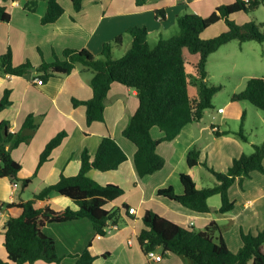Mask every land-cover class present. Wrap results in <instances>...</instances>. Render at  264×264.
Masks as SVG:
<instances>
[{"label":"crops","instance_id":"1","mask_svg":"<svg viewBox=\"0 0 264 264\" xmlns=\"http://www.w3.org/2000/svg\"><path fill=\"white\" fill-rule=\"evenodd\" d=\"M235 1L190 0L184 3L146 0L139 5L137 0H82L81 10L76 11L72 0H59L65 10L64 15L56 23L44 26L41 19L47 9L46 1L39 0L36 11L30 12L25 8L26 0H0V6L10 14L9 22H0V57L10 51L14 66L30 63L38 67L43 62H53L55 55L61 56L65 49H87L94 56H99L104 43L120 36H124L121 47L126 50L131 46L127 33L134 27H145L149 41L157 43L160 38H167L173 33L178 16L193 13L208 17L219 5ZM234 17L239 23L252 20L243 13ZM220 24L224 25L219 22L210 27L202 38L209 39L222 32L221 29L213 31ZM218 51L208 58V84L210 58ZM196 63L190 62L192 74ZM92 78V71L81 67L68 75L54 76L42 85L36 82L40 77L35 70L22 76L0 74V100L8 91L11 101L0 111V124L7 123L12 133L21 131L29 116H33L37 124L31 140L12 149V157L22 167L19 178H33L32 182L23 188L21 180L14 182L0 177V260H8L4 244L6 222L10 217L21 215L22 210L17 205L31 200L34 193L44 187L58 183L61 176L77 175L82 152L88 150L90 154H95L107 136L124 150L127 159L117 170L101 172L93 169L88 176L103 186L116 185L124 191L121 197L105 206L109 211L118 210L119 222L115 224L118 228L108 229L106 236L100 237L89 219L47 224L43 232L54 239L62 264H77L88 246L90 253L97 257L94 264H186L179 255L163 253L161 249L155 251L162 257L161 261L148 259L139 242V236L145 229L143 216L147 210L187 229L204 230L216 221L227 246L234 253L242 245L241 231L256 234L264 230V173L253 172L242 184L238 179L234 182L229 195L235 206L226 214L195 212L177 201L158 195V191L165 188H173L176 194L182 195L181 174L191 175L199 189L213 186L216 178L209 169L225 173L234 159L250 154L254 145L252 142L243 141L234 135L235 131L218 136L216 133L228 130H222L221 124L214 122L217 119L215 116L208 125L205 124L204 115L200 121L184 126L174 140L161 142L157 153L165 159L164 167L140 178L134 164L136 146L123 135L138 108L137 91L113 83L106 99L104 121L88 125L86 107L74 106L73 100L88 101L93 97ZM219 110L224 114L222 108ZM222 119L224 121L225 117L222 116ZM59 133H65L66 137L38 168L46 145ZM151 133L156 140L164 136L157 127L152 128ZM194 146L200 151V164L190 167L187 155ZM7 204L16 206L7 209ZM50 204L55 210H77L70 198L57 192L50 194ZM208 204L213 210H218L221 197L209 198ZM130 208L135 209L134 214L128 212ZM34 264L49 263L37 261ZM248 264L253 263L250 261Z\"/></svg>","mask_w":264,"mask_h":264},{"label":"trees","instance_id":"2","mask_svg":"<svg viewBox=\"0 0 264 264\" xmlns=\"http://www.w3.org/2000/svg\"><path fill=\"white\" fill-rule=\"evenodd\" d=\"M39 0H28L25 8L36 11ZM47 9L41 19L44 26L56 23L63 15L64 8L59 0H43ZM146 0H137L143 4ZM76 11H80L82 0H72ZM261 6L264 0H236L232 4L216 7L208 17L193 13H184L177 17L178 33L170 38H160L153 46L149 43L145 27H134L128 31L131 46L120 58L114 57V50L122 45L124 36L117 37L103 45L99 56L89 50L65 49L61 56L55 55L54 61L43 62L34 67L30 63L14 66L12 54L8 51L0 57V74L22 76L35 70L42 84L54 76L72 73L78 67L92 71L91 87L93 97L88 101L73 100L74 106L86 107L87 124L104 121L106 99L113 83L117 82L135 89L138 108L123 131L124 137L136 146L134 164L140 178L161 170L165 159L157 153L161 142L174 140L187 124L200 121L206 110L213 108L214 96L221 86L209 85L207 82V62L210 55L223 45L238 41L246 43L256 41L264 43V23L250 20L239 23L234 17L244 13L250 15ZM158 14H161L159 12ZM164 18V17H162ZM10 14L0 6V22H9ZM223 22L226 29L209 39L202 34L210 27ZM197 56L193 65L194 74H189L187 66L190 57ZM198 88L196 96L190 95V87ZM10 93L5 92L0 100V111L11 104ZM232 102H249L264 110V79L252 78L241 92L233 94ZM157 127L164 136L156 140L151 130ZM37 124L33 116L27 117L22 130L17 133L9 131L7 123L0 124V177L19 182L21 165L12 157V149L22 143H28L33 137ZM218 136L231 134L216 133ZM233 134V133H232ZM234 135L247 142L242 131ZM65 133H59L46 145L40 156L38 168L46 162L52 151L58 147ZM127 156L117 142L107 136L101 141L95 154L84 150L81 155L80 172L72 177L61 176L58 183L46 186L34 193L31 200L17 205L22 213L10 217L6 222L5 248L8 260L0 264H34L43 261L49 264H62L53 238L43 232L50 223H63L79 219H89L100 237L106 236L110 223L119 222L118 210L105 208L108 202L118 199L124 191L116 185H101L88 176L90 170L101 172L117 170L126 161ZM190 167L200 164V151L194 146L187 155ZM207 167V165H204ZM208 168V167H207ZM216 178L211 187L197 188L191 175L181 174L184 193L178 195L173 188L160 189L158 195L174 200L186 208L199 213L214 212L226 214L234 209V201L229 190L238 179L240 184L250 178L253 172L264 173V141L253 145V152L243 154L233 160L225 173L209 169ZM33 178L22 181L27 187ZM70 198L77 210L70 208L55 210L50 204V194ZM219 195L221 207L213 210L208 204L209 198ZM7 209L16 205L7 204ZM145 229L139 236V242L145 253L161 249L163 253H172L182 257L186 264H264V230L256 234L241 231V248L232 252L221 235V228L212 221L204 230L184 228L151 210L143 216ZM97 257L90 253L89 246L79 257L77 264H94Z\"/></svg>","mask_w":264,"mask_h":264},{"label":"rangeland","instance_id":"3","mask_svg":"<svg viewBox=\"0 0 264 264\" xmlns=\"http://www.w3.org/2000/svg\"><path fill=\"white\" fill-rule=\"evenodd\" d=\"M243 15L247 16L244 13ZM248 16L258 24L264 23V7L261 6L256 12ZM220 25L213 28V31L225 30V26ZM178 31L176 25L173 33L168 35L167 38L176 35ZM149 43L152 46L155 44L151 40ZM126 45L125 48H127ZM119 48L115 51V58L123 56L126 50L129 49L125 50L121 46ZM196 61L197 57L190 58L191 63ZM187 70L192 74L190 64ZM209 71V85L221 86V90L214 96L213 108L206 110L204 123L208 125L215 116L217 119L214 122L221 124L222 130H228L229 132L242 131L247 142H252L254 145L262 143L264 141V110L256 108L249 102L234 103L231 98L233 94L244 90L248 80L252 78L264 79V43L256 41L240 43L235 40L223 45L210 58ZM197 92V87L190 88L191 96L196 95ZM220 108L223 109L224 114L219 112ZM222 116L225 117L224 121Z\"/></svg>","mask_w":264,"mask_h":264},{"label":"built area","instance_id":"4","mask_svg":"<svg viewBox=\"0 0 264 264\" xmlns=\"http://www.w3.org/2000/svg\"><path fill=\"white\" fill-rule=\"evenodd\" d=\"M28 1V0H26ZM176 1H183L184 3H188L190 0H176ZM37 84L39 85H42V80L41 79H37ZM128 212L130 214H134L135 213V209L134 208H130L128 210ZM118 227L117 225L113 224V223H110L109 226H108V229L109 230H116ZM148 259L152 260V261H161L162 260V257L160 255H157L155 253V251H149L148 253H146Z\"/></svg>","mask_w":264,"mask_h":264}]
</instances>
